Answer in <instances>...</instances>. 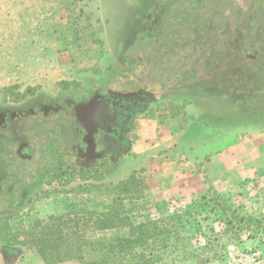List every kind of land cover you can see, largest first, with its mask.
Masks as SVG:
<instances>
[{"label":"rangeland","instance_id":"1","mask_svg":"<svg viewBox=\"0 0 264 264\" xmlns=\"http://www.w3.org/2000/svg\"><path fill=\"white\" fill-rule=\"evenodd\" d=\"M132 177L144 216L260 219L210 264H264V0H0V216L81 218L109 193L80 188Z\"/></svg>","mask_w":264,"mask_h":264},{"label":"trees","instance_id":"2","mask_svg":"<svg viewBox=\"0 0 264 264\" xmlns=\"http://www.w3.org/2000/svg\"><path fill=\"white\" fill-rule=\"evenodd\" d=\"M92 190L108 192L109 198L101 209L81 218L60 214L26 223L16 222L11 214L0 216V246L33 249L43 264H210L216 261L215 243L223 236L239 241L243 231L255 236L263 226L260 219L240 214L213 194L168 214L155 204L159 217L144 216L142 190L133 177L115 185L80 188ZM200 211L207 214L200 218ZM202 222H209L206 229Z\"/></svg>","mask_w":264,"mask_h":264}]
</instances>
